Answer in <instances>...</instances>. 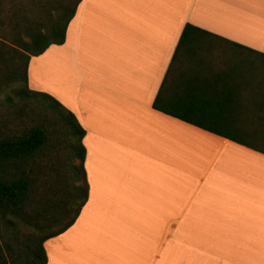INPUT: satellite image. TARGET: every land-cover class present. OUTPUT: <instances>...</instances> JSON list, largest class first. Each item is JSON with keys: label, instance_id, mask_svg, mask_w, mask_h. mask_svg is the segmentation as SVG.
Returning <instances> with one entry per match:
<instances>
[{"label": "crops", "instance_id": "obj_1", "mask_svg": "<svg viewBox=\"0 0 264 264\" xmlns=\"http://www.w3.org/2000/svg\"><path fill=\"white\" fill-rule=\"evenodd\" d=\"M28 81L86 131L48 264H264V0H82Z\"/></svg>", "mask_w": 264, "mask_h": 264}, {"label": "trees", "instance_id": "obj_2", "mask_svg": "<svg viewBox=\"0 0 264 264\" xmlns=\"http://www.w3.org/2000/svg\"><path fill=\"white\" fill-rule=\"evenodd\" d=\"M81 2L0 0V99L10 104L0 113V264H48L45 242L68 230L89 199L85 129L73 112L52 95L30 89L28 81L30 60L65 43ZM190 30L196 29L186 25L179 46ZM10 80L21 85L10 86ZM15 100L21 103L15 105ZM153 107L174 115L161 105L160 92ZM62 132L67 134L68 155L79 163L71 167L76 170L59 168L54 177L53 170L42 171L46 165L40 160ZM59 170L72 172L62 179ZM28 226L33 230L24 235L22 227Z\"/></svg>", "mask_w": 264, "mask_h": 264}, {"label": "rangeland", "instance_id": "obj_3", "mask_svg": "<svg viewBox=\"0 0 264 264\" xmlns=\"http://www.w3.org/2000/svg\"><path fill=\"white\" fill-rule=\"evenodd\" d=\"M5 69L7 72H10L8 66ZM9 82H10V86H13V87L21 85L20 80H17V81L10 80ZM20 103L21 102H19L18 100H15V102H14L15 105L20 104ZM7 107H10V104H8V103H6V101L4 102L2 99H0V113L4 112ZM35 111H37V110H35ZM50 121H51V119H50ZM51 123H53V122L51 121ZM58 138L59 139L53 140L51 147L45 151V153H47L48 155L43 156V158L40 160V162H42L44 165H46V167H44L42 169V171L53 170V176L54 177L56 176V170H58L59 168L62 167V169L69 168L70 170H76L75 168H71V167L74 164L77 165L79 163L78 160H73V159H71L70 155H68L67 146L64 143V142H66L65 140L67 139V134H64L62 132L61 136ZM56 140H58V141H56ZM58 142H61L63 145L62 146H56ZM55 147L57 150L54 151ZM52 155H55V160H53ZM63 156H65V158L62 159ZM60 158H61L62 164H61V162L56 163L57 161H60ZM50 160H51V163L53 166L52 169H51V163L49 162ZM63 160H65L64 163H63ZM70 170H59V174H60L61 178L63 179V178H66L67 176H70L71 175L70 173L72 172ZM62 186L64 187L65 185H62ZM22 230H23V234L26 235V234H30L32 232L33 228L31 226H28L26 228L22 227Z\"/></svg>", "mask_w": 264, "mask_h": 264}]
</instances>
